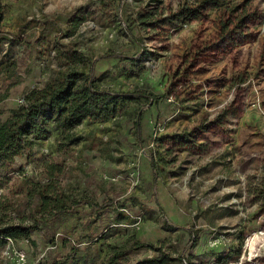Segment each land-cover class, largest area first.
<instances>
[{"label": "rangeland", "instance_id": "374dc122", "mask_svg": "<svg viewBox=\"0 0 264 264\" xmlns=\"http://www.w3.org/2000/svg\"><path fill=\"white\" fill-rule=\"evenodd\" d=\"M198 1L0 0V61L10 56L19 66L9 79L0 63V91L8 89L0 119L60 70L88 71L66 55L71 48L93 58L145 51L138 61L98 60L99 83L163 95L151 104L130 103L104 121L84 120L75 129L84 137L77 144H67L50 124L47 137L2 170L0 216L6 221L31 220L30 185L48 181L59 165L63 171L53 177L71 197L114 201L99 210L77 206L30 238L9 240L0 264H101L117 251V264H137L162 251L173 257L167 264H264V0H224L167 32L141 23ZM245 14L250 40L209 46ZM139 112L142 141L135 128ZM124 200L125 207L117 204ZM168 220L200 234L183 259L190 233ZM138 240L160 250L135 249ZM8 246L24 251L26 261Z\"/></svg>", "mask_w": 264, "mask_h": 264}, {"label": "trees", "instance_id": "16d2710c", "mask_svg": "<svg viewBox=\"0 0 264 264\" xmlns=\"http://www.w3.org/2000/svg\"><path fill=\"white\" fill-rule=\"evenodd\" d=\"M223 1L199 0L179 10L160 14L153 19H142L141 23H145L154 30L167 32L179 27L182 22L205 16L208 9L220 5ZM4 17V5L0 3V30ZM248 20L249 15H243L232 29L222 30L209 46L225 49L239 42L250 40L252 34L244 31L245 23ZM24 32L25 24L19 25L18 39H24ZM66 52V55L88 66V71L85 68L60 70L58 75L49 80L44 86L30 88L26 92L24 100L11 109L10 116L6 119H0V174L3 173L2 170L7 171L9 169L16 156L22 155L26 149L32 148L40 139L47 137L50 134V124L59 129L62 138L67 141V144L68 141L77 144L84 137L77 135L75 129L84 120L104 121L125 111L130 103L145 101L147 104H151L158 102L163 97L162 94L148 89H114L99 83L96 66L98 60L119 57L138 61L146 53L145 51L136 55L110 51L98 54L94 58L76 48L68 49ZM0 63L3 65L4 71H6L7 78L13 79L19 75L17 61L10 56H6ZM7 95L8 89L3 92L0 91V102ZM142 116V113L139 112L135 120L136 136L140 141H142ZM62 171L63 168L60 165L51 167L48 181L43 184L34 183L30 185V203L32 208L30 221H6L0 216V252L6 247L10 238L13 241L21 238L28 239L33 231L40 230L47 221L61 217L66 213L74 212L77 206L87 204L99 210L114 201V199H109L100 203L90 197H71L70 194L62 190L53 177L54 173ZM153 171L154 180L157 184V177L160 172L155 162L153 163ZM154 196L157 198V190H154ZM36 198H38V201H35ZM117 204L125 207L126 200L118 201ZM5 208L8 209V207ZM118 214L120 216H128L123 212H118ZM168 222L171 221L168 220ZM172 224L170 226L186 229L190 233V239L181 255L182 258H178L180 260L185 258L184 253L186 250L200 243V234L198 229H194L189 225ZM144 247L160 250L154 243L147 241L138 240L134 244L135 249ZM75 249L76 247H74L72 253H69V256L74 253ZM121 253L122 251H117L101 264H117L121 259ZM170 258L173 257L168 252L162 251L160 254L149 257L137 264H167L166 262ZM51 264H57V259Z\"/></svg>", "mask_w": 264, "mask_h": 264}, {"label": "built area", "instance_id": "2783aa9c", "mask_svg": "<svg viewBox=\"0 0 264 264\" xmlns=\"http://www.w3.org/2000/svg\"><path fill=\"white\" fill-rule=\"evenodd\" d=\"M10 241H12V239L10 238L9 239ZM8 249H11V250H8L10 253L12 252L13 254H15V256H17V259H18V256L20 258V260L22 262H25L26 261V253L24 251H21V250H18V248H11L10 246L7 247Z\"/></svg>", "mask_w": 264, "mask_h": 264}]
</instances>
